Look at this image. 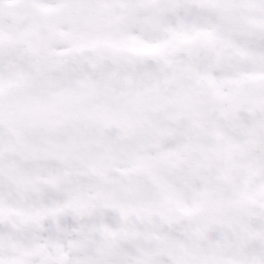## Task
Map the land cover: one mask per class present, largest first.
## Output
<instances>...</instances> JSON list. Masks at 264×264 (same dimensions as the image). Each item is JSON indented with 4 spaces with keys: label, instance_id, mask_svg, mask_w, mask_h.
<instances>
[{
    "label": "snow or ice",
    "instance_id": "6c2138e0",
    "mask_svg": "<svg viewBox=\"0 0 264 264\" xmlns=\"http://www.w3.org/2000/svg\"><path fill=\"white\" fill-rule=\"evenodd\" d=\"M0 264H264V0H0Z\"/></svg>",
    "mask_w": 264,
    "mask_h": 264
}]
</instances>
